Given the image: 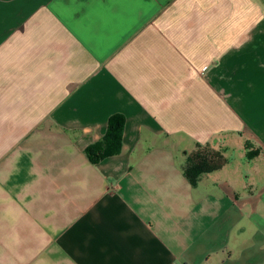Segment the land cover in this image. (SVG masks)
Returning a JSON list of instances; mask_svg holds the SVG:
<instances>
[{
	"label": "crops",
	"instance_id": "crops-1",
	"mask_svg": "<svg viewBox=\"0 0 264 264\" xmlns=\"http://www.w3.org/2000/svg\"><path fill=\"white\" fill-rule=\"evenodd\" d=\"M0 264H264V0H0Z\"/></svg>",
	"mask_w": 264,
	"mask_h": 264
},
{
	"label": "trees",
	"instance_id": "trees-1",
	"mask_svg": "<svg viewBox=\"0 0 264 264\" xmlns=\"http://www.w3.org/2000/svg\"><path fill=\"white\" fill-rule=\"evenodd\" d=\"M125 128V115L121 112L114 113L109 117L108 126L103 136L89 144L86 152L92 161H99L103 157L118 152L123 144ZM258 150H249L252 156ZM226 160L221 150L212 149L209 146L200 145L188 154L184 170L191 182L196 183L202 171L212 170L219 167Z\"/></svg>",
	"mask_w": 264,
	"mask_h": 264
},
{
	"label": "rangeland",
	"instance_id": "rangeland-1",
	"mask_svg": "<svg viewBox=\"0 0 264 264\" xmlns=\"http://www.w3.org/2000/svg\"><path fill=\"white\" fill-rule=\"evenodd\" d=\"M247 145H248V142H247Z\"/></svg>",
	"mask_w": 264,
	"mask_h": 264
}]
</instances>
